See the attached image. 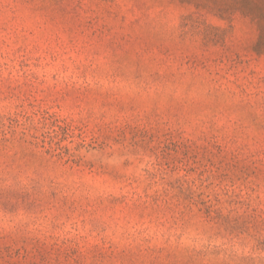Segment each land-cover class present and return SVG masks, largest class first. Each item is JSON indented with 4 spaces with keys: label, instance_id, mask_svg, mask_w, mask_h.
<instances>
[{
    "label": "rangeland",
    "instance_id": "1",
    "mask_svg": "<svg viewBox=\"0 0 264 264\" xmlns=\"http://www.w3.org/2000/svg\"><path fill=\"white\" fill-rule=\"evenodd\" d=\"M0 264H264V0H0Z\"/></svg>",
    "mask_w": 264,
    "mask_h": 264
}]
</instances>
